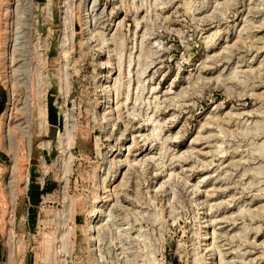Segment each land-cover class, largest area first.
Masks as SVG:
<instances>
[{"label": "rangeland", "instance_id": "374dc122", "mask_svg": "<svg viewBox=\"0 0 264 264\" xmlns=\"http://www.w3.org/2000/svg\"><path fill=\"white\" fill-rule=\"evenodd\" d=\"M1 264H264V0H0Z\"/></svg>", "mask_w": 264, "mask_h": 264}, {"label": "water", "instance_id": "95a60500", "mask_svg": "<svg viewBox=\"0 0 264 264\" xmlns=\"http://www.w3.org/2000/svg\"><path fill=\"white\" fill-rule=\"evenodd\" d=\"M6 104H7V97L6 96H3L0 100V114L2 112H4L5 110V107H6Z\"/></svg>", "mask_w": 264, "mask_h": 264}, {"label": "crops", "instance_id": "0c3cea01", "mask_svg": "<svg viewBox=\"0 0 264 264\" xmlns=\"http://www.w3.org/2000/svg\"><path fill=\"white\" fill-rule=\"evenodd\" d=\"M3 252H4L3 243H2L1 233H0V264L2 262Z\"/></svg>", "mask_w": 264, "mask_h": 264}]
</instances>
